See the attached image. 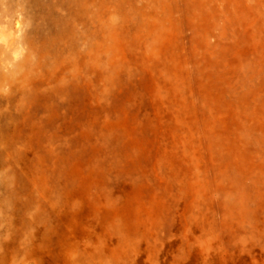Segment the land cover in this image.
I'll use <instances>...</instances> for the list:
<instances>
[{"label": "rangeland", "instance_id": "rangeland-1", "mask_svg": "<svg viewBox=\"0 0 264 264\" xmlns=\"http://www.w3.org/2000/svg\"><path fill=\"white\" fill-rule=\"evenodd\" d=\"M0 30V264H264V0H0Z\"/></svg>", "mask_w": 264, "mask_h": 264}, {"label": "bare ground", "instance_id": "bare-ground-1", "mask_svg": "<svg viewBox=\"0 0 264 264\" xmlns=\"http://www.w3.org/2000/svg\"><path fill=\"white\" fill-rule=\"evenodd\" d=\"M27 17V16H26ZM25 22H26V19H25ZM21 24L24 25V20L18 24V26H20ZM22 31V28H20L18 30V32H21ZM0 42L6 44V37L3 35L2 31L0 30ZM24 50L27 52V56H31L32 55V52H33V48H32V44L30 42H28V40H26L24 42ZM17 51L18 50H15L13 52V57L15 58L16 54H17ZM27 57H25L26 59ZM14 67V65L12 64V67L10 68L8 66V64L6 63V65L3 66V68L6 70V73L8 74L12 68ZM7 74H4L3 72H1V69H0V79H3L4 82L7 81Z\"/></svg>", "mask_w": 264, "mask_h": 264}]
</instances>
